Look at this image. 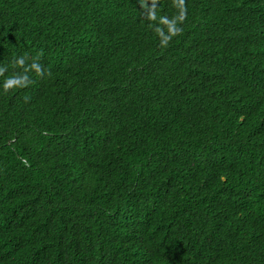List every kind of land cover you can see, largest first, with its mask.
<instances>
[{
	"label": "trees",
	"instance_id": "16d2710c",
	"mask_svg": "<svg viewBox=\"0 0 264 264\" xmlns=\"http://www.w3.org/2000/svg\"><path fill=\"white\" fill-rule=\"evenodd\" d=\"M153 3L0 0V264H264V0Z\"/></svg>",
	"mask_w": 264,
	"mask_h": 264
},
{
	"label": "clouds",
	"instance_id": "9594fccd",
	"mask_svg": "<svg viewBox=\"0 0 264 264\" xmlns=\"http://www.w3.org/2000/svg\"><path fill=\"white\" fill-rule=\"evenodd\" d=\"M174 6L178 7L179 14L169 19L167 16L159 17V23L167 27V34H165L164 29L156 27L155 31L161 38V45L167 46L173 37L181 35L183 33L182 25L187 19V7L186 0H173ZM146 6V5H145ZM148 19L152 21L157 20V15L155 11V0L152 9L148 12ZM27 57L21 56L14 61V64L20 68H23V73H13L11 76L7 77L3 82V90L5 93L14 88L27 87L32 81L28 76L29 71H35L38 76L43 77L45 71L38 60L34 59L30 65H26ZM6 68L0 67V76L4 74ZM50 75V73H48Z\"/></svg>",
	"mask_w": 264,
	"mask_h": 264
}]
</instances>
